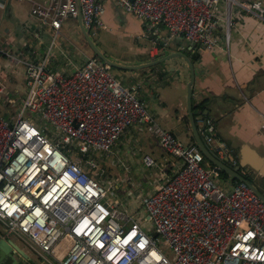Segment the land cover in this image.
<instances>
[{"label":"built area","instance_id":"1","mask_svg":"<svg viewBox=\"0 0 264 264\" xmlns=\"http://www.w3.org/2000/svg\"><path fill=\"white\" fill-rule=\"evenodd\" d=\"M32 1V13L53 30L45 54L34 59L0 46V54L24 67L27 84L17 115L0 113V222L5 234L54 264H264V201L246 181L224 188L217 181L221 168L204 164L198 144L161 126L136 86L124 84L96 55L73 64L70 73L49 67L66 19L81 14L91 35L107 27L104 0ZM221 1L114 0L142 20L140 36L156 39L164 26L169 38L184 36L208 49L220 47ZM225 2L229 11L237 0ZM240 6L264 18L262 0L241 1ZM229 24L227 17V39ZM5 88L0 79V93ZM135 123L148 124L161 146L180 160L170 178L139 195L149 225L111 195L115 178L101 179L104 169L97 174L95 154L111 153ZM198 130L221 161L250 178L236 149L219 137L212 117H202ZM143 161L156 165L150 154Z\"/></svg>","mask_w":264,"mask_h":264},{"label":"crops","instance_id":"2","mask_svg":"<svg viewBox=\"0 0 264 264\" xmlns=\"http://www.w3.org/2000/svg\"><path fill=\"white\" fill-rule=\"evenodd\" d=\"M241 1L253 0H237L229 11L225 0L220 2L218 14L221 22L216 30L220 47L212 49L196 46L184 36L169 38L164 26L157 31L156 39L140 36L142 20L122 11L114 0H104L103 18L107 27L103 29L112 31L118 36L121 45H128L130 50L127 49L126 56L107 54L98 43V40L104 43L100 32L102 29L92 36L98 35L94 39L107 56L124 64L146 62L163 52L184 53L195 70L192 104L197 127L199 128L202 117H212L219 137L236 149L240 163L251 172L250 180L264 192V173L251 164L254 157L259 156L263 159L261 167L264 169V18L257 10L247 11L242 8ZM262 4L264 5V0ZM32 6V0H0V46L22 56L39 59L45 54L53 30L32 13ZM227 17L230 19L228 39L225 36ZM68 19L69 23L62 24V37L65 35L64 26L67 27L65 31L71 35L81 33L77 17ZM90 49L86 50L83 44L78 46L73 40L69 44L62 39L54 49L49 67L70 73L73 64L82 63L86 57L94 55ZM58 53L65 61L69 57L70 69L66 70L68 67L65 64L59 65V60H56ZM173 61L176 63L175 67L170 63H156L113 72L124 84L136 86L139 97L147 103L148 110L161 126L173 131L182 141L192 142L195 138L187 107L190 68L183 56H176ZM0 79L4 83L13 81L17 85H25L26 96L24 67L13 65L2 54ZM4 93L6 96L11 95L7 87ZM4 93L0 94L2 102H14L12 105L17 103V100L7 98ZM145 154L153 156L156 165L147 166L143 161ZM95 156L98 157L96 154ZM103 158L109 159L111 163L120 162V168H127L112 176L115 178V196L126 204L130 198L152 192L180 166V160L161 146L157 136L145 123L132 124L121 135L111 153ZM204 164L210 166L211 163L204 158ZM144 167L149 169L146 170L148 189L140 185L145 174ZM122 175H127V180L135 177L139 190L128 187ZM217 181L224 188H230L236 179L221 175L217 177ZM20 241L27 245L15 236L6 235L3 226L0 228V264H54L37 255L28 245L31 250L20 244ZM6 245L8 250L5 249Z\"/></svg>","mask_w":264,"mask_h":264},{"label":"rangeland","instance_id":"3","mask_svg":"<svg viewBox=\"0 0 264 264\" xmlns=\"http://www.w3.org/2000/svg\"><path fill=\"white\" fill-rule=\"evenodd\" d=\"M69 22H70V19H66L65 20V23H69ZM63 30H64L63 32L65 33V35L61 38V40L63 39L66 42H68L69 44H70V40H73L74 42H77V45L78 46L81 45V44H83L85 46V49L89 51L90 47L88 46V44H87L84 36L81 33H77L76 35H71L70 33H67L65 31V30H67V27L66 26H64ZM100 32H101V37L104 40V43H101V41H99V40H98V43L101 44L104 47L103 49H105L107 51V54L114 53L115 55H118V56H126L125 54L127 52V49L130 50V48H129L128 45L127 46L121 45V43L118 40V36L115 35L109 29H102ZM94 38L97 39L98 38V35L94 36ZM145 43H148V41H145ZM44 51L45 50H43L42 53H44ZM60 57H62V56H61V54L58 53V55L56 57V60H57V62L59 60V65H64L65 64L66 68L68 67L66 70L70 69V67H71V61H70L69 57H68V59L66 61L64 60V58H60ZM71 59L73 60V56H72ZM117 70H118L117 68L112 67V71H114L115 73H116ZM6 87L8 88L9 91H11V95L6 96L5 93H4L5 90H4V92H1V93H4L3 95L6 96L7 98H14L15 100H17V103L14 104V105H12L14 102H10L9 104H7V103H4V102H2L0 100V113L3 114V115H5V116H16L18 110L23 105V100H24L23 98H24L25 93H26V87H25V85H22V84L21 85H17L13 81H8L6 83ZM27 114H30V112L27 111ZM97 156H98V161H99V166H98V169H97L98 170L97 174H99V172L102 169L105 170V171H102V172H104V176L105 177H101V179H104V178L111 179V177L114 174H116L117 172L122 173V171H123L122 169H124L125 171L127 170V168H124L123 166H121L122 168H120V165H121L120 162H117L116 163L114 161L113 163H111V161L109 159H104V158L102 159V157L103 156H106V155L99 156V154H98ZM144 170H145V174H144V177H142V180L140 182L141 183L140 185H142V188L144 187L145 189H148L149 188V184H148L149 179H148V175H147V172L148 171L146 172V170H149V169L148 168L146 169L144 167ZM96 171H93V174L96 175ZM122 177L125 179V183L127 184L128 187L134 188V190H136V191L139 190L138 189V181L136 179H135L136 181L134 180L135 177L134 178L133 177L128 178V180H127V175H122ZM263 190H264V187H263ZM115 192H116V190L113 189L111 195L112 196H115ZM119 200L122 201L121 198H119ZM125 206L127 208V211L130 212L131 214H134V216L137 219H139L144 225H149L150 224V221L146 217V215H147L146 214V211L141 206L140 196L137 195V196H135L132 199L130 198L129 200H127V204H125ZM1 227H2V225L0 223V228ZM149 231L150 232H154L155 230H154V228L152 226H149ZM16 238H18V237H16ZM20 244L26 246L29 250L32 249L37 255H39L27 243L26 244L31 249L27 245H25L23 242H21V241H20ZM159 244L160 245H163L164 242H159ZM63 248H64V245L62 243H60L59 246H58V250H59V254L60 255L64 251ZM166 251H168V250H166Z\"/></svg>","mask_w":264,"mask_h":264},{"label":"water","instance_id":"4","mask_svg":"<svg viewBox=\"0 0 264 264\" xmlns=\"http://www.w3.org/2000/svg\"><path fill=\"white\" fill-rule=\"evenodd\" d=\"M78 22H79V27L81 30L82 35L84 36L88 46L91 48L93 51V54L99 57L100 59L104 60L107 62L111 67L117 68V69H127V68H141V67H146V66H151L156 63H165V64H172L173 67H175L176 63L173 61V58L176 56H183L185 60L189 64L190 68V78L187 81V107H188V114H189V119L191 122L193 134L196 143L200 147V150L202 153L205 155V157L211 161L214 164H217L223 172H225L228 176H230L233 179L236 180H243L246 181L251 188L260 196V198L264 201V193L257 187L254 182L250 180V178H247L243 175H241L237 170L238 168H232L228 164H226L225 161H221L216 154L209 149L207 144L203 141L202 137L199 134L198 127L195 121V114L193 110V104H192V92H193V85L195 81V70L193 63L191 60L182 52H174V53H159L157 56L149 61L138 63V64H124V63H119L109 56H107L98 46L96 43L94 37L91 35L89 29L85 27L82 21V16L79 14L77 16ZM263 162V159L259 156H255L254 159L251 161V164L255 166L256 168H259L260 171L264 173V169L261 167V163ZM147 218H149V215H146ZM153 236H157V233L154 232ZM8 246L6 245V250H8Z\"/></svg>","mask_w":264,"mask_h":264},{"label":"trees","instance_id":"5","mask_svg":"<svg viewBox=\"0 0 264 264\" xmlns=\"http://www.w3.org/2000/svg\"><path fill=\"white\" fill-rule=\"evenodd\" d=\"M193 142H196L195 139H193ZM210 163H212V162L210 161ZM222 175L227 176V174L225 172H223V171H222Z\"/></svg>","mask_w":264,"mask_h":264},{"label":"clouds","instance_id":"6","mask_svg":"<svg viewBox=\"0 0 264 264\" xmlns=\"http://www.w3.org/2000/svg\"><path fill=\"white\" fill-rule=\"evenodd\" d=\"M112 68V67H111Z\"/></svg>","mask_w":264,"mask_h":264}]
</instances>
